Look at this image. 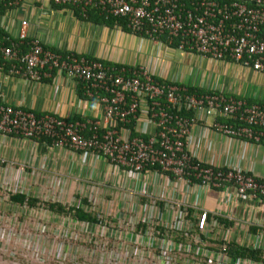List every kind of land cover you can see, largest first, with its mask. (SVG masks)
I'll use <instances>...</instances> for the list:
<instances>
[{"label":"built area","instance_id":"obj_1","mask_svg":"<svg viewBox=\"0 0 264 264\" xmlns=\"http://www.w3.org/2000/svg\"><path fill=\"white\" fill-rule=\"evenodd\" d=\"M23 1L0 0V9L14 14ZM46 1L82 18L89 11L123 18L128 31L140 37L264 74V0ZM27 26L25 18H18L15 36L0 31V70L29 81L51 71L64 74L80 84L84 96L100 101L103 123L36 113L0 97L1 135L46 139L55 148L90 152L131 176L151 170L186 190L195 185L264 202V179L241 168L205 164L185 149L191 126L207 116L215 133L264 143V102L157 79L141 65L106 64L54 51L28 37ZM138 194L139 213L107 218L104 233L111 246L105 247V264H116L119 254L128 264H264L228 253L227 218L145 188ZM244 238L248 242L242 244L264 250L248 230Z\"/></svg>","mask_w":264,"mask_h":264},{"label":"crops","instance_id":"obj_2","mask_svg":"<svg viewBox=\"0 0 264 264\" xmlns=\"http://www.w3.org/2000/svg\"><path fill=\"white\" fill-rule=\"evenodd\" d=\"M20 8V17L11 12L0 14V28L12 36L16 34L18 18H25L27 36L39 38L49 48L96 57L106 64L141 65L157 79L264 100V74L232 61H215V65L218 70L222 66L223 72L229 73V81L238 84L235 88L227 85L223 74L212 73L217 69L211 65L214 61L210 58L170 48L117 26L110 28L81 20L69 8L54 6L46 0H24L17 9ZM119 32L124 43L114 46ZM175 60H182V63ZM205 60H208L207 70L211 68L212 71L201 74L199 65ZM193 63H196L195 68L190 67ZM0 97L7 104L36 113H49L64 119H100L103 123L100 101L84 96L80 84L56 71L42 76L39 81H29L0 70ZM211 121L209 116L195 121L190 128L186 151L205 164L241 168L264 179V143L215 133L209 128ZM0 174L12 179L15 176L26 178L32 191L37 187L40 192L84 195L79 196L88 197V201L92 200L99 209L102 208L105 218L139 213L142 198L138 192L145 188L166 199L181 200L190 205L195 203L227 218L230 229L225 234L229 241L242 243L244 232L248 230L252 239L256 237L258 244L264 247V202L244 200L234 193L225 197L220 190L195 185L186 190L151 170L131 176L126 169L102 157L90 152L55 148L46 139L0 134ZM58 220L54 225L59 224ZM0 221L6 225L8 219L0 218ZM69 221L72 227L67 231L57 228L60 232L55 233L49 228L42 235L33 233L29 245L23 231L16 236L13 229L0 228V264H105V247L111 246L106 234L103 233V244L106 245L101 248L82 244L78 240L81 236L77 232L81 228L79 220ZM116 259V264H128L120 254Z\"/></svg>","mask_w":264,"mask_h":264},{"label":"rangeland","instance_id":"obj_3","mask_svg":"<svg viewBox=\"0 0 264 264\" xmlns=\"http://www.w3.org/2000/svg\"><path fill=\"white\" fill-rule=\"evenodd\" d=\"M46 4V3H45ZM48 7V6H47ZM22 10L17 9L14 10L13 13L16 15H19L20 17ZM13 17L12 15H10ZM14 18V17H13ZM118 37L116 39L117 43L114 46H122L124 43V38L121 37V33H118ZM130 49V48H129ZM178 51L175 53V57H177ZM176 62L182 63V60H175ZM206 62H203L199 65V70L201 74H204L203 72L208 71L207 70V64L208 60H205ZM214 61L211 63L212 66H214L217 71H212V73H219L223 74L225 76V80L227 81V85L232 86L233 88L237 87L238 84L235 82H230L227 76L229 77V73L223 72L222 66H220V70H218V66L215 65V61L220 60H211ZM186 63V60H184ZM196 63H193L190 65L191 68H195ZM222 79V76L219 78ZM226 93V92H225ZM228 94V93H226ZM230 95V94H228ZM243 97V96H239ZM246 98V97H243ZM252 101L256 102H264V100H254L250 99ZM27 179L21 178L19 176H15L13 179L9 176H6L5 174H0V218H7L8 221L6 222V225L0 224V228H13V232L16 234H19L23 231V235L27 239H31L33 236V233H37L36 236L39 234L42 235L43 233H47L49 228H52L55 233L60 232L57 228H63L64 231H67L71 226V224L68 223V221L71 219L73 220L70 215L67 214H58L53 211H50L46 208V203L51 201H57L62 204H64L65 207L73 205V204H79L80 202V196H84L77 193H54V192H40L37 190V187L34 188L35 190L32 191V187L30 188L27 185ZM14 192H23L27 194L28 196H35L39 200L35 207H28L26 205H19L16 203H13L9 199V195ZM80 195V196H79ZM87 197V195H85ZM88 198V197H87ZM90 204L89 207L86 206V208L93 213L96 214V217L100 220L97 224H87L83 221H79V226L81 228L78 229V234H80L78 240L82 244H88V245H95L97 247H102L104 243V237L103 233L105 231V221L108 220L104 217V214L102 212V208L99 209L96 205V203L93 204L92 200L88 201ZM60 219V220H58ZM58 220L59 224L54 225V223ZM1 222V221H0ZM70 222V221H69ZM107 223V222H106ZM45 228V232H42L41 228ZM242 240L246 239L243 237ZM248 242V241H246Z\"/></svg>","mask_w":264,"mask_h":264},{"label":"trees","instance_id":"obj_4","mask_svg":"<svg viewBox=\"0 0 264 264\" xmlns=\"http://www.w3.org/2000/svg\"><path fill=\"white\" fill-rule=\"evenodd\" d=\"M54 6L66 7V6H60V5H54ZM3 11H4L3 8H1L0 14H2ZM74 15L81 20H88V21H92V22H95L98 24H103V25L108 26L110 28L117 26L120 29L129 32L128 29L125 27V21L123 18H116L113 16H109V17L105 18L103 16L97 15L93 11H89L87 14V17H85V18H82L81 16H79V14L77 12H74ZM0 31H2V29H0ZM21 47L23 48V45ZM50 49H52L54 51H63V50H58L56 48H50ZM94 58H96V57H94ZM188 86H189V88H193L190 85H188ZM196 89L200 90V88H198V87H196ZM132 124H133V121H131L128 124V126L131 127ZM9 199L13 203H16L19 205H26L28 207H35L36 203L39 201L37 199V197L28 196L27 194H25L23 192L11 193L9 195ZM89 205L90 204L88 203L87 198L81 197L78 205L73 204V205L65 207L64 204H62L60 202L51 201V202L46 203V208L49 209L50 211H53V212L58 213V214L70 215L72 218L79 220V221H85V222H91V223L99 222V219L96 217V214L86 208V206L89 207ZM225 223L228 225L227 221ZM228 253L233 257L250 258V259L255 260V261H264V250L262 248L250 247V246L244 245L242 243H237L234 241L228 242Z\"/></svg>","mask_w":264,"mask_h":264}]
</instances>
